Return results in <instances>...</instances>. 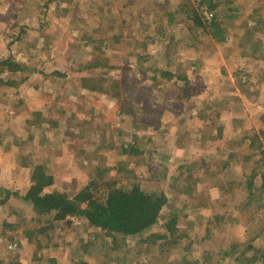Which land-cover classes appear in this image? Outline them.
Here are the masks:
<instances>
[{
    "label": "rangeland",
    "instance_id": "374dc122",
    "mask_svg": "<svg viewBox=\"0 0 264 264\" xmlns=\"http://www.w3.org/2000/svg\"><path fill=\"white\" fill-rule=\"evenodd\" d=\"M2 60L19 67L0 65V264H264V0H0ZM92 103L98 127L119 119L137 136L116 170L48 188L164 194L139 235L54 220L18 194ZM205 142L224 161L209 164ZM138 147L141 167L127 163ZM200 179L221 184L197 194Z\"/></svg>",
    "mask_w": 264,
    "mask_h": 264
},
{
    "label": "trees",
    "instance_id": "16d2710c",
    "mask_svg": "<svg viewBox=\"0 0 264 264\" xmlns=\"http://www.w3.org/2000/svg\"><path fill=\"white\" fill-rule=\"evenodd\" d=\"M0 65L10 67L11 71L19 67L8 60L0 61ZM52 183L53 176L46 168L41 164L34 165L31 167V185L21 198L40 214L53 212L54 220L83 217L91 226L121 236L139 235L152 228L166 203L164 194L145 193L138 186L111 188L103 199H99L90 189V183L72 197L47 189Z\"/></svg>",
    "mask_w": 264,
    "mask_h": 264
},
{
    "label": "crops",
    "instance_id": "0c3cea01",
    "mask_svg": "<svg viewBox=\"0 0 264 264\" xmlns=\"http://www.w3.org/2000/svg\"><path fill=\"white\" fill-rule=\"evenodd\" d=\"M143 57H144V55L142 56V58ZM127 59H128V57H127ZM142 62L143 61L141 60V63ZM146 73H145V71H141L139 74V76H141V78H142L141 80H142L144 85H146L145 79L149 80ZM137 75H138V73H137ZM82 98L83 97H77V96L75 97V99L78 100V102H80V100ZM89 99H90V97H88V100ZM92 105H93V103L89 104V107L84 105V107L88 109L87 114L82 115L79 111H78L79 114L76 112L75 116H76L77 120H75V123L78 127H77V130L71 134L73 136L72 139L69 138L68 141H66V139H64V138L59 139L61 134L58 131H57L56 135H51V139L54 138L55 141H54V143H48L45 148H51V147L56 148L58 150L56 152V154H58V155L53 160V162L55 164L52 165L53 166L52 169L50 167H48V169L46 168V170L53 176V184L51 185L50 188H53L57 185L60 186V184H62V182L60 181L59 178L61 177V174H63L64 172H70L71 171L73 174H71L70 177H72V175L74 176V177H72V181L75 179L74 182H76V184H78V185H81V184L85 183V181L88 179L92 166L96 167L97 173H101L102 171L104 172V171L109 170V169L116 170V168L114 167L115 164L113 165V163L115 161H123L122 154L124 152L122 150V147H119V145L122 143V140H124V139L130 140V139H133L131 137L137 136L136 135L137 131L134 129L135 125L134 126H131L128 124L124 125L123 124L124 122L122 120H119V119H118V121H115L117 119L111 120L108 118H103L101 120L103 122V123H101V125L103 124V126L98 127L97 123L99 122L100 119L98 116H96V109L93 110L91 113L92 109L90 107ZM76 108H77V106H76ZM113 124H118V127L114 128ZM62 127L63 126L61 124V126L59 128H62ZM169 139H170V136L168 134L167 140L169 141ZM137 141H139V139H137ZM209 144L210 143H208V145H207V143L205 142V144L202 147V151L204 153L206 152V155H203V157H208V159H207L208 163L211 164V163H215L217 161L223 160L225 157V152H223V150H221L220 148H216L213 146H212V148H210ZM123 147H126V144ZM99 148H100V150H99ZM130 148H132V147H129L126 149L123 148V149L125 150V153H126L129 151L128 149H130ZM121 150L123 153L120 152ZM144 152H145V149H141L139 147L134 149V152H131V154H132L131 160H129L127 158V163H129L133 166H137V167L143 166L145 164V163L143 164V162H145V160L142 157ZM213 153H215V156L213 155ZM52 154H54V153H52ZM95 156H97V158H98L97 160H95ZM213 158H215V160H213ZM51 160L52 159H49L50 162H52ZM127 163H126V165H127ZM205 163H204V165H203V163L200 165L199 170L201 169L203 172L205 170H208V169H203V168L207 167L205 165ZM66 166H68V170H67ZM70 167L72 168V170H70ZM4 170H6V168L5 169L3 168L0 171V173H2ZM62 170H64V171H62ZM17 171H18V169H17ZM56 171H59L60 173H57ZM191 174H193L192 171H191ZM6 175H7V170H6ZM15 179H16V177H15ZM201 179H200L199 183H197V185H196L197 194L201 193L203 195L205 193L207 195L208 190L215 189V188L217 189L218 188L217 186L221 184V183L217 182V183H215V186H212V185L210 186L209 180H207V179L201 180ZM8 180L10 182H12L10 177H8ZM192 180H196V178L193 179V177H192ZM4 181L5 180H0V188L1 187L4 188V185L6 183ZM28 184L29 185L31 184V179L29 177L27 180V184H25L26 186L22 185V190L18 191V194L20 196L24 193L23 192L24 189L25 190L28 189V187H29ZM18 188H19V186L17 187V189ZM50 188H48V189H50ZM222 190H223V188H222ZM73 218H74L73 216H70L67 219H73ZM64 222H65V220H64ZM7 223H10V222L7 221ZM66 223H69V222L66 220ZM2 225H4V224H2ZM8 227L12 230H15L14 228H19L18 225H14V226L10 225ZM43 230H44V228H39L37 231L41 232ZM0 249H1V247H0ZM50 253H53V252L51 251Z\"/></svg>",
    "mask_w": 264,
    "mask_h": 264
},
{
    "label": "built area",
    "instance_id": "2783aa9c",
    "mask_svg": "<svg viewBox=\"0 0 264 264\" xmlns=\"http://www.w3.org/2000/svg\"><path fill=\"white\" fill-rule=\"evenodd\" d=\"M206 15H210V14H206ZM261 158H263V170H264V155L261 157Z\"/></svg>",
    "mask_w": 264,
    "mask_h": 264
}]
</instances>
